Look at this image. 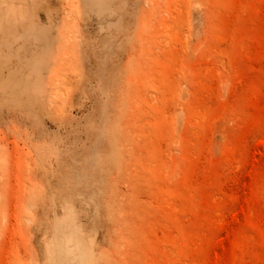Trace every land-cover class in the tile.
<instances>
[{"label":"rangeland","instance_id":"obj_1","mask_svg":"<svg viewBox=\"0 0 264 264\" xmlns=\"http://www.w3.org/2000/svg\"><path fill=\"white\" fill-rule=\"evenodd\" d=\"M89 2L0 0V264H264V0Z\"/></svg>","mask_w":264,"mask_h":264},{"label":"bare ground","instance_id":"obj_2","mask_svg":"<svg viewBox=\"0 0 264 264\" xmlns=\"http://www.w3.org/2000/svg\"><path fill=\"white\" fill-rule=\"evenodd\" d=\"M89 3H90V7H97V8L99 7V8H101L103 6V4H104V0H90ZM89 3H88V5H89ZM102 21H104V20H102ZM27 36H25V37H27ZM33 36H34L35 40H40L41 39V35L40 34L35 33V34H33ZM41 60L43 61V57H42ZM76 238L77 239L75 240V243H74V249H78L81 246L86 247V242L82 239V237L79 234H78V236ZM68 243H69V238L68 237L62 238L60 234L56 235L55 242H54V244H53V246H52V248L50 250V252H51V263L50 264H62L63 263L62 259L65 260L70 255L71 256L74 255V253H73L74 250L69 248ZM81 264H87V263H86L85 260H82Z\"/></svg>","mask_w":264,"mask_h":264}]
</instances>
